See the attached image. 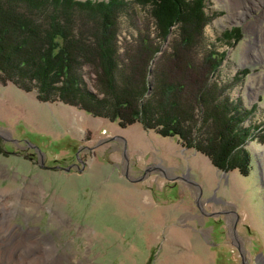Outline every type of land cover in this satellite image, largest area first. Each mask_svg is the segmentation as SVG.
Returning a JSON list of instances; mask_svg holds the SVG:
<instances>
[{
	"label": "rangeland",
	"instance_id": "obj_1",
	"mask_svg": "<svg viewBox=\"0 0 264 264\" xmlns=\"http://www.w3.org/2000/svg\"><path fill=\"white\" fill-rule=\"evenodd\" d=\"M124 3L116 14L121 52L148 30L160 47L153 71L179 30L157 39L151 7ZM204 11L198 53L222 58L210 83L221 101L249 112L250 175L215 168L178 136L121 127L0 82V217L9 208L4 228L16 227L14 236L0 231V264H264V23L255 25L264 3L205 0ZM32 235L54 242L60 260L29 259Z\"/></svg>",
	"mask_w": 264,
	"mask_h": 264
},
{
	"label": "trees",
	"instance_id": "obj_2",
	"mask_svg": "<svg viewBox=\"0 0 264 264\" xmlns=\"http://www.w3.org/2000/svg\"><path fill=\"white\" fill-rule=\"evenodd\" d=\"M124 1L0 0V82L121 127L141 123L162 137L178 136L215 168L248 177L252 160L244 146L252 133L243 122L249 112L221 101L220 88L210 83L222 58L198 53L209 22L205 0H135L151 7L157 39L166 41L173 26L179 30L174 51L153 71L160 47L148 30L121 52L116 14L128 6ZM164 61L171 65L162 67Z\"/></svg>",
	"mask_w": 264,
	"mask_h": 264
},
{
	"label": "bare ground",
	"instance_id": "obj_3",
	"mask_svg": "<svg viewBox=\"0 0 264 264\" xmlns=\"http://www.w3.org/2000/svg\"><path fill=\"white\" fill-rule=\"evenodd\" d=\"M253 1H255V3H256L258 8H260L261 4L263 5V3H264V0H259V1L258 0H253ZM238 14H243V12L242 13L240 12ZM262 23H264V17H262L255 25L259 26ZM8 190L9 189H7L6 191L8 192ZM2 196H3V194H2ZM2 207L4 208L3 209L4 211H3V214L1 213L2 216L0 217V231H2V234H3V232L6 230L5 234H8V235H6L7 237L14 236L13 235V232L15 231V229H14L15 226L14 225L7 226L8 229L4 228L6 226V224H5L6 220L9 219V216H7L8 212H7V215H5L4 212L5 211H10V210L7 207L5 208V206H2ZM0 211H1V209H0ZM2 234H0L1 235L0 236V246L3 245L2 242L4 241V240H2V238H3ZM32 238L30 237L27 240H25L26 243H29V245L34 246V247H32V250H30L29 248H28L29 251L26 250L27 251V256H28L29 259H33L34 262L35 261H41L42 262V260H40V259H43L46 256L45 259L54 260V263L57 262L58 260H60V257H58V255H57V249L55 248L54 242H49L48 240L44 241V240H42L39 237L34 236V235H32ZM38 248H40L39 252L37 251ZM3 249L5 251L6 248L4 247ZM17 250H20V248L18 247ZM37 253H39L40 255L36 256L35 254H37Z\"/></svg>",
	"mask_w": 264,
	"mask_h": 264
},
{
	"label": "water",
	"instance_id": "obj_4",
	"mask_svg": "<svg viewBox=\"0 0 264 264\" xmlns=\"http://www.w3.org/2000/svg\"><path fill=\"white\" fill-rule=\"evenodd\" d=\"M150 91H151V87H150Z\"/></svg>",
	"mask_w": 264,
	"mask_h": 264
}]
</instances>
